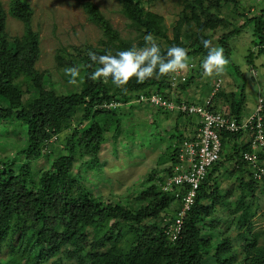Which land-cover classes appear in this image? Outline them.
<instances>
[{
    "label": "trees",
    "instance_id": "16d2710c",
    "mask_svg": "<svg viewBox=\"0 0 264 264\" xmlns=\"http://www.w3.org/2000/svg\"><path fill=\"white\" fill-rule=\"evenodd\" d=\"M144 1L156 0H119L123 15L136 33L132 39L123 38L93 3L82 4L88 20L98 27L102 38L97 46L72 47V53L59 50L56 72L61 76L65 92L55 88L48 72L35 68L40 40L31 28L29 3L10 2L8 14L24 26L21 36L10 38L5 30L7 13L0 1V127L7 132L4 142L18 141L15 154L0 159V264H46L51 259H54L51 264H64L63 259L71 264H203L211 250L217 264H233L236 241H242L241 264H264V241L260 244L259 234L253 233L258 209L256 193L262 184L254 180L251 167L242 160V153L249 151V143L243 142L240 133L222 134L220 160L200 184L176 241L163 232L160 216L176 210L179 200L174 193L162 191L161 185L172 175L170 165L176 161L179 145L197 127L194 117L177 114L172 130L167 133L170 154L165 160L170 165L162 176L148 174L136 203H102L82 181V169L101 168L99 154L108 134L114 144L121 135L124 105L130 104L135 96L150 92L170 98L172 75V72L153 74L142 82L133 77L126 85L117 87L110 77L90 78L98 65L89 59V51L103 55L142 47L144 36L151 33L162 54L168 47L177 45L186 49L187 58L196 59L201 65L208 51L202 39L209 40L213 47L210 32L229 26L217 45L223 48L225 61L231 65L228 41L251 25L255 54L264 56L261 48L264 5L255 16L247 17L237 14V0H176L180 11L169 37L164 17L147 10ZM223 7H230L233 16L243 18L244 23L236 26L222 15ZM249 58L251 63V54ZM72 66L79 69L75 77L66 72ZM192 68L193 65L186 71L185 81L177 86V102L194 82L196 70ZM233 69L239 74L235 66ZM110 102L121 106L101 108ZM244 103L242 91L229 95L217 92L211 98L209 110L239 120L244 116ZM155 109L167 119L172 116L171 112ZM12 127L19 129L16 138L9 134ZM56 141L59 148L48 153L46 148ZM41 158L49 165L36 169L34 163ZM17 159L23 163L14 168ZM226 163L233 164L229 176L234 174L237 182L238 195L232 201H229L232 191H223L218 181ZM218 207L230 217L226 231L231 224L238 225L232 240L224 237V231L218 227L220 223L213 217ZM227 253L231 257L223 259Z\"/></svg>",
    "mask_w": 264,
    "mask_h": 264
},
{
    "label": "rangeland",
    "instance_id": "374dc122",
    "mask_svg": "<svg viewBox=\"0 0 264 264\" xmlns=\"http://www.w3.org/2000/svg\"><path fill=\"white\" fill-rule=\"evenodd\" d=\"M2 7L7 13L5 30L10 38L19 37L24 32L23 24L8 14L10 2L12 0H0ZM32 10L31 28L39 34L40 56L35 68L39 72H48L55 88L60 92H65L61 76L56 72V55L59 50L65 49L72 53V47L85 45L97 46L102 38V33L93 23H91L82 8L85 2H91L98 7L99 11L110 22L123 38L132 39L136 33L129 26V20L121 11L119 0H26ZM239 10L237 14H244L247 17L255 16L263 0H237ZM144 7L150 12L160 14L164 17L168 29V36L172 35V28L178 20L180 6L176 0H156L154 3L143 2ZM222 15L231 19L236 26H241L244 19L233 16L230 7L222 8ZM229 26L218 27L210 32L213 36V47H218L217 40L220 36L227 33ZM254 36L252 26L248 25L238 35L229 39L228 44L231 50V65L225 63L223 70L205 75L204 71L196 59L187 58V67L183 72H189L188 65H193L195 71L194 82L191 86L193 96L197 95L204 101L213 91L214 84L219 79L222 82L218 92L225 95L243 92L245 97L244 116L249 115L256 107L258 99L264 102V56L255 54ZM250 54L252 62L250 63ZM233 66L237 68L239 74L234 72ZM255 72V76H253ZM191 73V72H190ZM203 103V102H201ZM133 105V104H132ZM218 106V105H217ZM125 116L122 121V132L117 141L113 142L111 134H108L107 141L102 146L99 154L101 168L97 171L81 170L80 175L83 182L87 185L94 196L98 197L102 203H136L138 193L146 185L145 181L149 173H156L162 176L164 169L170 165L166 159L170 154L168 150L167 133L174 126V119L177 114L171 113L170 118H165L163 114H157L156 109L145 104L138 107L124 105ZM156 125H155V124ZM19 129L10 128L9 134L16 138ZM5 132L0 127V159L11 158L15 154L14 146H17V139L14 142H4ZM193 134L190 133L188 137ZM165 138V139H163ZM246 139H243V142ZM58 141L50 143L46 148L48 153H53L59 148ZM22 159L15 161L14 168H17ZM225 169L222 168L219 174L220 188L232 191L234 200L238 195V189L234 180V174L229 176L233 170L232 163H226ZM44 158L34 163L36 169L48 167ZM227 167V168H226ZM78 171V168L76 169ZM246 178V177H245ZM255 205H258L257 216L254 218L253 233L259 234L258 242L264 241V187L261 185L256 193ZM170 210L168 211V213ZM171 213V212H170ZM167 214L163 212L162 215ZM217 219L219 228L224 237L232 240L238 232V225H230L228 231L226 226L230 217L221 207L213 214ZM91 232V231H89ZM215 239V237H214ZM236 260L233 264H241L244 260L241 253L240 244L242 241L233 242ZM214 251H210L204 257L203 264H217L212 258ZM227 253L222 258H230ZM54 259L46 264H51ZM64 264L71 262L63 259ZM221 263V262H220Z\"/></svg>",
    "mask_w": 264,
    "mask_h": 264
},
{
    "label": "built area",
    "instance_id": "2783aa9c",
    "mask_svg": "<svg viewBox=\"0 0 264 264\" xmlns=\"http://www.w3.org/2000/svg\"><path fill=\"white\" fill-rule=\"evenodd\" d=\"M264 49V45L261 46ZM192 67L191 64L188 68ZM255 76V72L252 74ZM186 79L183 69L172 72L170 78V98L150 92L139 94L131 104H145L152 108H160L174 114H181L196 118L197 129L184 140L178 148L176 161L170 165L172 175L166 178L161 190L174 193L179 200L176 210L162 215L161 227L171 241H176L182 231L183 221L195 203L200 184L206 179L210 169L220 160L221 138L223 133H240L242 140L249 143V151L242 153V160L252 169L254 180L264 186V102L258 99L255 109L247 116L236 120L219 112L209 110L212 96L222 85L218 79L213 91L203 103H192L185 99L177 102V86ZM121 106L120 103L110 102L101 106L104 109H113Z\"/></svg>",
    "mask_w": 264,
    "mask_h": 264
},
{
    "label": "clouds",
    "instance_id": "9594fccd",
    "mask_svg": "<svg viewBox=\"0 0 264 264\" xmlns=\"http://www.w3.org/2000/svg\"><path fill=\"white\" fill-rule=\"evenodd\" d=\"M207 54L201 61V67L205 75L213 72H220L226 61L224 50L219 47H212L211 42L202 39ZM89 59L96 65L95 70L90 74L93 80L110 77L112 83L117 86L126 85L133 77L142 82L156 74L157 76L175 72L178 69L187 67V51L185 48L173 45L167 48L162 54L160 45L156 38L148 33L144 36V46L130 47L112 54L109 51L103 55H97L93 51L88 52ZM66 72L75 77L79 69L72 66Z\"/></svg>",
    "mask_w": 264,
    "mask_h": 264
},
{
    "label": "crops",
    "instance_id": "0c3cea01",
    "mask_svg": "<svg viewBox=\"0 0 264 264\" xmlns=\"http://www.w3.org/2000/svg\"><path fill=\"white\" fill-rule=\"evenodd\" d=\"M209 97V96H208ZM207 97V98H208ZM181 99H185L186 101L188 100V101H192V103L194 102V103H196V102H204L206 99H204V101L202 100V99H200V98H197V95H195V96H193V92L191 91V89H189L185 94H183L182 96H181ZM195 120V124H196V118H194ZM194 126H196V125H194ZM196 129H197V127H196ZM196 129L193 131V133L196 131Z\"/></svg>",
    "mask_w": 264,
    "mask_h": 264
}]
</instances>
